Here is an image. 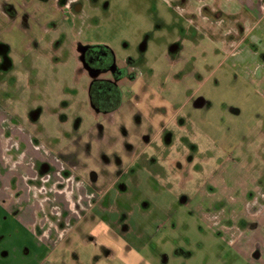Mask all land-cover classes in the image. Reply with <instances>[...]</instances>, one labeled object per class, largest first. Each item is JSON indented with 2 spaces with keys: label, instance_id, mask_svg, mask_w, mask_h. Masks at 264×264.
<instances>
[{
  "label": "rangeland",
  "instance_id": "obj_1",
  "mask_svg": "<svg viewBox=\"0 0 264 264\" xmlns=\"http://www.w3.org/2000/svg\"><path fill=\"white\" fill-rule=\"evenodd\" d=\"M66 1L0 0V109L57 158L13 198L50 247L37 263L264 264V5L204 0V21L199 1ZM87 46L125 73L110 114Z\"/></svg>",
  "mask_w": 264,
  "mask_h": 264
},
{
  "label": "crops",
  "instance_id": "obj_2",
  "mask_svg": "<svg viewBox=\"0 0 264 264\" xmlns=\"http://www.w3.org/2000/svg\"><path fill=\"white\" fill-rule=\"evenodd\" d=\"M189 1H199L201 7L199 5L197 10L200 13L199 15L196 13V15L197 17L201 16V19L204 21L205 19L208 20V17L203 14V11L204 9L211 10L212 8L209 7V4L205 3L204 5V0H179V3L178 0H167L166 4L172 5L176 3L178 5L176 8L182 10L183 12L181 15L185 16L187 12L185 13L184 11L187 10L189 12L190 8L184 5ZM216 1L219 2V0ZM236 1L242 3L244 7L249 8L250 6L251 8H255L252 10L254 12L259 11L261 6L264 5V0ZM253 1L254 3H252ZM180 2H184L185 4L181 5ZM254 4L256 5L254 6ZM203 5L205 7H203ZM216 9H226V7L224 6L223 8V6L217 5ZM193 15L188 17L190 23L192 22V18L195 17ZM234 34L235 31L233 30L227 32V36ZM7 117L5 112L0 109V264H43L44 260L40 261V263L39 261L37 263L36 260H38L44 250H48L50 247L46 241L41 239L40 234L36 232L37 230L34 226L35 210L29 207L22 212L13 198L16 196L20 201L25 199V195L28 191L27 184L24 182L23 177L25 173L29 175H32V173L34 174V166H36L40 172L43 168L47 171L53 168V166L55 168L57 166L55 161L57 158L53 156L47 148L41 146L50 153L49 160H47L48 163H46V158L43 159L40 152L36 150L37 146L39 147L40 145L35 143L31 135H26L23 128L9 125L10 118ZM7 140L10 141L9 143L11 146L14 144L12 147V149L14 148L13 150H10V146L7 148V151H5ZM20 151H25L26 153L24 155L33 159L34 164L32 162L33 166H29L30 164L26 166L24 163L19 167L17 164H14L13 167L16 169L13 171L10 167ZM60 164L65 167L63 163L60 162ZM257 213L259 215H264L263 205L258 208Z\"/></svg>",
  "mask_w": 264,
  "mask_h": 264
},
{
  "label": "flooded vegetation",
  "instance_id": "obj_3",
  "mask_svg": "<svg viewBox=\"0 0 264 264\" xmlns=\"http://www.w3.org/2000/svg\"><path fill=\"white\" fill-rule=\"evenodd\" d=\"M62 1L57 0V4ZM83 1H88L90 4L93 0H67L64 8L81 14L84 7ZM84 48L85 50L82 51ZM175 50L177 47L173 45L170 52ZM80 57L83 70L90 76L89 96L93 109L100 114L117 111L122 105L119 83L125 73L116 65L112 51L105 47L87 46L81 48ZM202 104L201 100L198 106ZM59 162L65 165L63 160L60 159ZM54 171L57 173L56 169Z\"/></svg>",
  "mask_w": 264,
  "mask_h": 264
},
{
  "label": "water",
  "instance_id": "obj_4",
  "mask_svg": "<svg viewBox=\"0 0 264 264\" xmlns=\"http://www.w3.org/2000/svg\"><path fill=\"white\" fill-rule=\"evenodd\" d=\"M83 50H85V48H84V49H82V51H83Z\"/></svg>",
  "mask_w": 264,
  "mask_h": 264
}]
</instances>
